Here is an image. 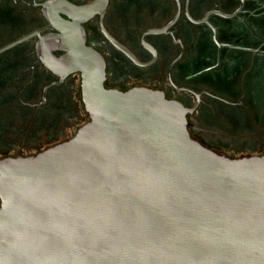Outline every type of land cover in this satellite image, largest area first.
I'll return each instance as SVG.
<instances>
[{
	"label": "water",
	"instance_id": "water-1",
	"mask_svg": "<svg viewBox=\"0 0 264 264\" xmlns=\"http://www.w3.org/2000/svg\"><path fill=\"white\" fill-rule=\"evenodd\" d=\"M52 22L58 34L0 54L37 35L60 79L50 87L79 74L87 121L35 154L0 158V264H264V155L204 145L193 110L162 91L107 88L81 26L59 12Z\"/></svg>",
	"mask_w": 264,
	"mask_h": 264
},
{
	"label": "flooded vegetation",
	"instance_id": "flooded-vegetation-1",
	"mask_svg": "<svg viewBox=\"0 0 264 264\" xmlns=\"http://www.w3.org/2000/svg\"><path fill=\"white\" fill-rule=\"evenodd\" d=\"M62 2L73 7L72 18ZM54 12L79 24L87 45L102 54L107 88L164 92L193 110L191 135L213 150L226 135L209 128L264 116V0H0V50L31 34H58ZM38 42L35 35L0 54V100L19 91V108L46 117L58 90L81 78L50 87L60 79L43 66ZM37 85L41 99L32 106Z\"/></svg>",
	"mask_w": 264,
	"mask_h": 264
},
{
	"label": "rangeland",
	"instance_id": "rangeland-1",
	"mask_svg": "<svg viewBox=\"0 0 264 264\" xmlns=\"http://www.w3.org/2000/svg\"><path fill=\"white\" fill-rule=\"evenodd\" d=\"M79 86L80 79L73 78L65 88L58 90L60 98L57 103L49 105V114L46 117L42 112L33 109L24 110L21 106L19 108V91L13 94L7 103L0 100V104L8 105L7 107L0 105V157L15 156L20 148H23L24 156L35 154L72 137L76 130L87 121V116L85 117L83 106H81ZM35 91L38 93L31 97L32 106L40 103L41 86L33 87L32 92L35 93ZM73 92L76 93V100L73 94L71 95ZM12 107L15 109H6ZM259 119L240 120L238 125L233 127L212 126L209 130L217 133L223 132L226 135V138L220 137V142H214L213 147L231 157L264 155V116L262 113Z\"/></svg>",
	"mask_w": 264,
	"mask_h": 264
}]
</instances>
